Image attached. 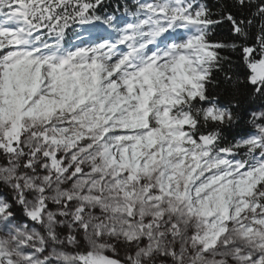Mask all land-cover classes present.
I'll return each mask as SVG.
<instances>
[{
	"label": "snow or ice",
	"instance_id": "obj_1",
	"mask_svg": "<svg viewBox=\"0 0 264 264\" xmlns=\"http://www.w3.org/2000/svg\"><path fill=\"white\" fill-rule=\"evenodd\" d=\"M0 264H264V0H0Z\"/></svg>",
	"mask_w": 264,
	"mask_h": 264
}]
</instances>
